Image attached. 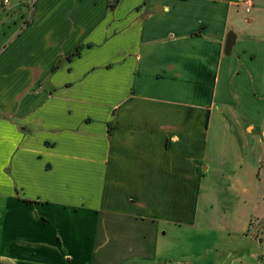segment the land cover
<instances>
[{"label":"crops","instance_id":"crops-1","mask_svg":"<svg viewBox=\"0 0 264 264\" xmlns=\"http://www.w3.org/2000/svg\"><path fill=\"white\" fill-rule=\"evenodd\" d=\"M111 2L37 0L0 47V264L73 263L54 240L86 233L87 264H167L168 229L248 226L264 37L231 31L255 4Z\"/></svg>","mask_w":264,"mask_h":264},{"label":"rangeland","instance_id":"rangeland-1","mask_svg":"<svg viewBox=\"0 0 264 264\" xmlns=\"http://www.w3.org/2000/svg\"><path fill=\"white\" fill-rule=\"evenodd\" d=\"M250 1L255 5L249 9L248 13L244 9L243 12L251 23L240 22L231 32H240L243 35L252 33L264 37V0ZM36 3L37 0H9V4L6 6L0 4V47L8 40V37H12L16 31H19L23 21L29 18L34 11ZM257 59L264 62V54L262 57L257 56ZM261 126L264 130V112ZM4 183L6 184L5 181ZM1 188L3 187L1 186ZM255 197L257 198L255 204H253L255 200H248L247 203L248 226L241 229L238 235L229 234V230L217 233L216 230L210 231L201 228L202 226L186 227L183 229L184 234L180 232L179 235L177 231L168 229V235L166 238L164 237L165 241L162 244V249L171 253L172 258L167 264H264V187L262 184ZM0 199L2 198L0 197ZM256 209H258V213H256ZM41 213H44L41 208L35 209L34 207L31 210V215L35 219L38 215L41 217ZM45 214L51 222L54 220L58 222V219H55V212L50 207ZM38 220L42 219L38 218ZM49 226L54 231V227L51 224ZM84 231L90 232V229ZM61 233L64 234L63 229ZM86 237L87 233L81 236V241L78 240L77 244L73 238L69 244H63V246L59 243V237L54 240L60 254L69 252L73 256H79V260H75L73 263L68 262L65 258L66 263L87 264L89 262L92 241ZM137 238H142L141 234H138ZM139 246L135 245V248L137 249Z\"/></svg>","mask_w":264,"mask_h":264},{"label":"water","instance_id":"water-1","mask_svg":"<svg viewBox=\"0 0 264 264\" xmlns=\"http://www.w3.org/2000/svg\"><path fill=\"white\" fill-rule=\"evenodd\" d=\"M119 0H112L111 4L116 6ZM236 37L234 34H230L227 38L226 45H225V55H230L234 45H235Z\"/></svg>","mask_w":264,"mask_h":264},{"label":"built area","instance_id":"built-area-1","mask_svg":"<svg viewBox=\"0 0 264 264\" xmlns=\"http://www.w3.org/2000/svg\"><path fill=\"white\" fill-rule=\"evenodd\" d=\"M0 4H2L3 6H6L9 4V0H0Z\"/></svg>","mask_w":264,"mask_h":264}]
</instances>
